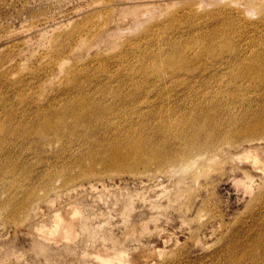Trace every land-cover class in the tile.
Masks as SVG:
<instances>
[{
	"label": "rangeland",
	"instance_id": "obj_1",
	"mask_svg": "<svg viewBox=\"0 0 264 264\" xmlns=\"http://www.w3.org/2000/svg\"><path fill=\"white\" fill-rule=\"evenodd\" d=\"M252 63L264 0H0V264H264V139L224 148L264 117ZM143 141L173 162L116 165Z\"/></svg>",
	"mask_w": 264,
	"mask_h": 264
},
{
	"label": "bare ground",
	"instance_id": "obj_2",
	"mask_svg": "<svg viewBox=\"0 0 264 264\" xmlns=\"http://www.w3.org/2000/svg\"><path fill=\"white\" fill-rule=\"evenodd\" d=\"M205 50L207 52L213 51L211 46L205 47ZM162 63L166 66L176 65V61L170 57L165 58L162 61ZM252 64H254V66L251 65L252 66L251 69L249 71H243L241 75L243 76L244 74L246 78L248 77L247 79L251 80L249 82H252V83L256 82L253 79L257 77L260 80H264V64H259V65L257 63H252ZM247 73H250V74L246 75ZM234 76L239 77L240 75L237 73ZM103 113L105 114V109L103 110ZM97 116L98 114H96V112L92 114L86 111L84 113L78 114L75 117L73 124L76 123L75 126H80L84 121H87L88 118H91V117L94 118ZM204 116L205 114L203 115L199 114L198 116H195V117L189 116L190 118H184L180 124L178 123V125L170 127L167 132L169 133L171 130L176 131L178 133L186 132V134L184 133V136L186 137V140L188 142L183 147L186 151H189L191 149H199L200 147H202L203 145L200 146L199 142L200 140H202L205 134H206L207 139L206 141H204V144L206 143L205 145L207 147H214L217 144V142L215 143L214 138L212 139L211 137L214 134H216L217 129L213 128L214 126H212L209 119H204L203 118ZM62 117L63 115L60 118ZM64 119L65 118L57 119L54 116V113L49 112L43 115V118L41 119V122L38 124L37 127L39 130H50V131H58L62 126L73 127L72 123L68 124L67 122L64 121ZM263 139H264V117L263 119H259L256 121L244 119L242 122L235 125V127L231 131H229L227 140L224 141V148L230 149V150L236 149L235 147L239 145L238 141L243 140L244 144H240L238 146V149L242 152H244L245 150L250 151V150L255 149L254 147L258 146L257 142ZM245 143H248L249 145L241 146V145H245ZM171 147H172V143L168 142L165 146L166 148L165 150H169ZM147 148L148 147L146 146L145 142L144 144L140 143V144L133 145V147L128 149V153L123 155V157H121L120 159L114 158L115 159L114 162L116 163L117 166H121V167L141 165V164L147 166V165H150V162H153V161L159 162L160 165L165 164V163L171 164L173 162L170 156L165 155L168 153V151L162 154L160 151L163 149H160V148H158L157 150L154 149L157 155H155L156 153H154L153 157L151 158V156H147L146 152L144 151ZM162 155H165V156H162ZM60 214L56 216V222L57 224L61 223L62 225V223L64 224V221L67 222V218L69 217L64 216L63 214L62 215ZM70 226L72 227L73 224L71 225L67 223V225L65 226L66 230L67 228H70ZM57 227H59V225H57L56 228ZM58 229L59 228H57V230ZM53 233H54V230L52 234H49L50 236L49 235L48 236L49 237H51L52 235L54 236Z\"/></svg>",
	"mask_w": 264,
	"mask_h": 264
}]
</instances>
